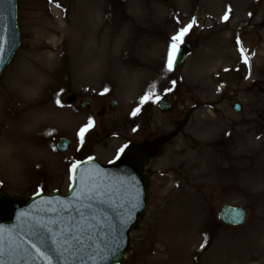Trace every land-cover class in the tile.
Listing matches in <instances>:
<instances>
[{
    "label": "rangeland",
    "instance_id": "1",
    "mask_svg": "<svg viewBox=\"0 0 264 264\" xmlns=\"http://www.w3.org/2000/svg\"><path fill=\"white\" fill-rule=\"evenodd\" d=\"M219 2L16 0L20 42L0 78V192L22 200L65 192L69 161L106 163L120 146L149 144L156 130L164 136L182 124L145 166L146 211L118 264H264V0H246L240 17L234 4ZM192 17V53L163 72L177 19ZM49 48L59 50L42 54ZM153 83L171 109L148 104L131 116ZM71 93L74 103L65 100ZM82 98L91 99L88 109ZM89 116L94 127L81 145L76 133ZM59 137L70 139L65 152ZM224 202L248 208L243 226L218 223Z\"/></svg>",
    "mask_w": 264,
    "mask_h": 264
},
{
    "label": "snow or ice",
    "instance_id": "2",
    "mask_svg": "<svg viewBox=\"0 0 264 264\" xmlns=\"http://www.w3.org/2000/svg\"><path fill=\"white\" fill-rule=\"evenodd\" d=\"M57 7L60 5L57 4ZM222 19H229L228 11ZM196 23V17H192L187 24L177 19L174 33L167 38L162 57L163 72L174 71L182 54V46ZM236 44L244 63H248L244 50L240 48L239 37ZM3 52V45L0 44V60L3 59ZM170 83L171 87L163 89L164 95L175 88L176 81L171 80ZM108 91L105 87L101 95ZM161 99L157 85H149L130 115L136 117L142 106L158 104ZM55 102L63 107L61 99L57 98ZM93 127L94 120L89 116L87 123L76 133L81 145ZM128 148V144L120 146L116 151V159H121ZM86 163H94V158L88 156L86 161H69V180L73 181L69 188H74L76 183L83 184V187L74 189L73 199L67 204L58 201L56 207L18 211L15 223L7 226L0 224V264H54V261L55 264H106L120 253L123 229L140 204L135 177L130 172L116 176L97 166L96 179L85 183L83 177L77 180V175ZM133 190L136 193L134 196L130 194ZM36 194L39 195V191ZM230 211L235 216L241 215L239 209ZM200 247L203 249L205 244L202 243Z\"/></svg>",
    "mask_w": 264,
    "mask_h": 264
},
{
    "label": "water",
    "instance_id": "3",
    "mask_svg": "<svg viewBox=\"0 0 264 264\" xmlns=\"http://www.w3.org/2000/svg\"><path fill=\"white\" fill-rule=\"evenodd\" d=\"M0 44L3 45V59L0 60V76L6 64L11 59L14 51L19 44V35L16 25V1L15 0H0ZM191 47L189 43L182 46V54L179 58L177 65L178 67L185 60L186 56L190 53ZM75 95H70L67 100L73 101ZM90 105L89 99H83L81 101V106L88 108ZM116 102L112 100L108 108L114 109ZM158 106L162 111H167L170 108V104L166 101H161ZM233 108L235 110H240V104L236 103ZM69 141L61 138L59 139L57 146L61 151L67 149ZM159 143L152 144L147 148L132 147L126 150V154L122 155L121 159L116 160L114 163L102 164L101 162L94 159V163H86L77 175V180L83 177L85 183H91L96 179L97 166L99 169L112 173L116 176L123 175L130 172L131 175L135 177L136 183L138 185L139 191V207L136 208L132 215V219L123 229V243L121 245L120 253L116 257L110 258L106 264H117L123 257L124 252L128 249L130 243L129 233L130 230L139 221L140 215L144 213L146 208V181L148 178L147 173L142 171V166L144 160L147 159L149 153L158 145ZM83 187V184L76 183L74 188H70L67 193H40L39 195L32 196L26 201H21L18 198H9L4 194H0V224L10 225L16 222V213L18 211L33 209H47L49 206L56 207V202L61 201L67 204L68 201L73 199L74 189H79ZM128 194V193H125ZM131 195H135V190H133ZM232 209H239L241 215L235 216ZM247 217V210L240 206H231L229 204H223L217 213V219L224 225L228 227H236L244 224ZM38 264V262H37ZM55 264V261H54Z\"/></svg>",
    "mask_w": 264,
    "mask_h": 264
},
{
    "label": "bare ground",
    "instance_id": "4",
    "mask_svg": "<svg viewBox=\"0 0 264 264\" xmlns=\"http://www.w3.org/2000/svg\"><path fill=\"white\" fill-rule=\"evenodd\" d=\"M217 4V3H216ZM228 4H234L233 7H235V9L237 10V14L238 16H243V14H245V11H246V6H247V3H246V0H220V2L217 4L218 6H221V7H226ZM223 5V6H222ZM218 9V8H217ZM50 28H53L52 25H49ZM59 49H53V48H49L48 52L47 50L44 51L42 54H47L49 53V51L51 53H53V55L56 54V52H58ZM48 55H46L47 57ZM54 76L53 73L50 74V77L52 78ZM53 79V78H52Z\"/></svg>",
    "mask_w": 264,
    "mask_h": 264
},
{
    "label": "flooded vegetation",
    "instance_id": "5",
    "mask_svg": "<svg viewBox=\"0 0 264 264\" xmlns=\"http://www.w3.org/2000/svg\"><path fill=\"white\" fill-rule=\"evenodd\" d=\"M157 134H160V132L157 133ZM159 136H160V135H159ZM160 138H162V137H160ZM160 138H158V139H160ZM147 139H148V138H144L143 141H146ZM143 141H142V142H143ZM142 142H141V143H142ZM166 144H167V143H166ZM166 144L160 146V147L157 149V153H159L160 150H163V148L165 147ZM140 145H141V144H140Z\"/></svg>",
    "mask_w": 264,
    "mask_h": 264
}]
</instances>
